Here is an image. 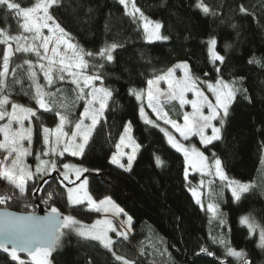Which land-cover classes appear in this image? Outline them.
<instances>
[{
	"label": "trees",
	"instance_id": "obj_1",
	"mask_svg": "<svg viewBox=\"0 0 264 264\" xmlns=\"http://www.w3.org/2000/svg\"><path fill=\"white\" fill-rule=\"evenodd\" d=\"M17 2L31 6L36 0ZM135 3L149 19L161 23V33L167 40L145 41L138 21H132L118 0H59V4L49 9L56 22L74 37L73 42L86 51L97 53L101 47L118 45L113 50L114 62L105 69V86L115 90L114 98L93 131L85 155L82 158L65 155L63 160L90 169L85 175L94 199L109 196L132 217V238L123 240L113 235L117 243L111 251L99 241L73 232L62 237L60 246L52 253V261L54 264H123L115 259V252L134 264H238L226 256V247L219 243L218 230L209 212L193 198L185 179L183 156L167 143L159 128L140 119L138 101L128 92L129 88L144 89L148 79L162 75L179 61H186L195 75L215 80L207 50V40L215 38L216 51L227 58L224 64L217 62L223 69V79L230 82L244 77L248 98L237 96L230 105L221 139L201 149L206 155L215 153L221 159L230 179L252 182L240 201L217 183L212 189L217 194L215 202L220 212L226 214L224 239L236 250L245 251L249 264H264V247L259 246V237L250 235L248 228L240 224L241 216H249L264 226V0H205L211 9L207 14L195 7L196 0H135ZM241 5L248 9L247 14L239 11ZM0 30L9 33L18 30L16 18L5 15L2 8ZM225 44L231 45L227 52ZM253 57L260 63L250 62ZM91 62L99 64L98 60ZM9 63L12 67L23 65L19 64L17 55ZM93 71L90 70L91 74ZM17 78L22 83L12 84L9 94L13 102L36 108L40 119L32 118L33 144L39 148L42 126H54L58 117L36 107L32 99L34 88L25 67L18 70ZM12 79L13 75H8L10 84ZM59 84L50 91L54 92ZM63 86L58 99L66 96L73 100V87ZM82 106V102L74 105L77 115ZM166 110L174 120L184 113L177 102L166 105ZM127 122H131L140 148L132 169L126 171L110 161ZM3 155L6 153L0 151V159ZM156 156L162 161L159 166ZM57 177V171L45 176L48 185L28 181L24 198L10 200L0 208L34 212L39 206L45 211L55 206L61 213H77L80 208L70 207L67 200L66 186L72 184L66 181L61 184L62 178ZM33 187H43L44 191L32 192ZM53 190L57 192L55 203L45 204L41 196ZM11 191L12 186L0 178V195ZM78 215L87 221L91 219L90 215ZM201 248L207 251L202 252ZM0 264L17 262L0 251Z\"/></svg>",
	"mask_w": 264,
	"mask_h": 264
},
{
	"label": "snow or ice",
	"instance_id": "obj_2",
	"mask_svg": "<svg viewBox=\"0 0 264 264\" xmlns=\"http://www.w3.org/2000/svg\"><path fill=\"white\" fill-rule=\"evenodd\" d=\"M119 3L124 6L126 14L132 18L134 23L139 16L146 40L168 39L167 36L160 34L161 23L150 20L137 7L135 0H119ZM57 4H59V0H36L32 6H22L17 0H0V8L5 10V15L14 16L23 32L29 34L11 35L0 30V44L7 45L3 50V63L0 66V121H6L0 123V136H2L0 151L6 153L3 155V159H0V178L13 188V191L0 195V205L7 204L10 200L24 198L27 195L28 181L36 183L42 181L43 185H48L49 180L44 177L57 171V178L62 177L61 184L66 181L68 184L74 185L73 187L66 186L69 205L76 206L87 202L89 209L104 213L111 212L114 216H119L124 213V210L111 197L105 196L97 201L89 193L90 182L85 174L90 169L82 164L64 163L63 171H59L55 159L41 158V155L62 157L65 153H70L71 157L82 158L90 137L105 116V109L109 106V101L114 98L115 92L114 89L105 86V69L108 64L114 62L113 50L118 45L112 43L107 47H101L98 53L85 51L78 43L73 42L74 37L65 31L50 14L49 9ZM195 7L206 14L211 11L205 0H196ZM239 11L244 14L248 13V9L243 5L240 6ZM44 29L48 30V35L43 33ZM13 43L15 44L14 48ZM216 44L215 38L209 39L208 52L215 73L214 83L209 82L208 79L201 80L199 75L193 73L187 62L175 66L183 70L184 75L180 79H176L174 69L169 68L163 75H156L147 80L148 107L156 114L157 119H162L165 125H171L184 141H188L192 136H198L200 143L205 146L221 139V130L229 116L230 105L237 96L244 95L245 99L248 98L247 89L243 87L244 77H238L230 82L223 79V69L217 66V62L224 64L227 58L226 55L216 51ZM61 47H63L62 51ZM230 48V44H225L224 51L227 52ZM41 49L43 54H41ZM14 53H34L46 86L52 88L57 85L58 81L68 79L72 85H75V98L69 100L68 97L61 96L58 99V94L63 92L59 87H56L54 92L47 91L46 86L38 82L37 72L34 71L36 65L30 59H25L23 65H16L10 69L9 62ZM97 57L102 61L101 63L91 62L95 61ZM253 61L260 63L256 57H253L250 62ZM25 65L27 66V77L35 90L32 99L35 100L39 109L43 110V113L54 112L59 121L54 128L42 126L44 151L42 154L39 152L36 154L35 171L26 163L25 158L32 155L33 127L31 120L33 117L39 120L40 116L37 115V110L32 107L13 102L9 94L12 84L22 83L17 78V72ZM89 70H94L91 75L88 74ZM10 71L13 75L11 84L7 80ZM204 75L207 76V73ZM161 80L167 81V91L160 89L159 82ZM96 82H99V86ZM203 85H206L207 91L215 98V102L209 100V97L205 95L202 90ZM128 92L137 101H142L143 89L129 88ZM187 93H192L194 98L188 99ZM81 101L84 102V110L80 112L79 119L74 122V127L69 133L65 129L73 125L71 115L74 105ZM174 101H178L181 108L190 105L193 110L191 113H184L183 125L169 118L168 113L164 111L163 106L172 104ZM9 105L11 110H9ZM205 108L207 113L204 111ZM139 114L146 124L155 123L147 117L143 106L139 108ZM86 120H90L91 123H85ZM25 121H29V126H25ZM213 121H218L219 126H216ZM156 126L160 127L158 124ZM206 129H211V135L206 134ZM160 131L167 137V143L173 149L183 153L185 163L190 165L193 170L211 177L214 169L215 176L219 177L221 181H227V187L231 190L232 197L236 201L241 200L242 194L249 192L250 184L228 178L221 159L215 153L212 154L213 161L209 164V158L205 156L204 152L199 151L195 146L191 148L185 146L167 128L160 127ZM131 133L132 124L129 122L124 125L120 143L116 146L117 153L113 154L110 161L126 171L132 169L136 153L140 148ZM25 141H27L28 147H25ZM124 146H130L132 152H124ZM124 156H127L126 165L120 161V158ZM155 161L157 166L162 163L159 156L155 157ZM96 171L98 172L99 169ZM70 176H75V180ZM185 179H187V169H185ZM207 183L211 184L212 181L209 180ZM201 184H204V181H201ZM31 191L43 192L44 189L43 187H33ZM190 191L194 197H197V203H200L197 189L193 187ZM56 196V191H48L46 196H41V200L45 204L50 202L54 204ZM208 210L219 220L220 225L227 224L226 214L219 212L218 204H209ZM50 213L51 215L38 218L33 213L17 215L13 212H0V235L4 237L0 240V249L11 257V261L17 262V264H29V260L34 264H51L49 258L52 252L60 246L62 237L73 232L80 237L99 241L104 248L111 251L117 241L109 233H115L117 237L128 240L132 230V217L127 216V213H124L127 220L121 222V228L124 224L128 225L127 230H118L113 220L107 216L88 225L83 224L71 214L61 213L55 206L50 208ZM240 224L246 225L250 232L259 229V246L264 247V226L249 216H241ZM213 242H216L215 238H213ZM219 243L226 247L227 256L236 258L238 264H249L245 251H238L231 247L223 237L220 238ZM201 251L206 252L207 249L201 248ZM21 253L26 254L29 260L22 259ZM113 255L117 261H122L123 264H134L133 260L116 255L115 252Z\"/></svg>",
	"mask_w": 264,
	"mask_h": 264
},
{
	"label": "rangeland",
	"instance_id": "obj_3",
	"mask_svg": "<svg viewBox=\"0 0 264 264\" xmlns=\"http://www.w3.org/2000/svg\"><path fill=\"white\" fill-rule=\"evenodd\" d=\"M118 1H119V0H118ZM31 6H32V5H31ZM123 7H124V6H123ZM124 9H125V8H124ZM150 20H152L153 22H158L157 20H153V19H150ZM137 21H138V24L140 25V27H141L142 30H143L142 22L139 20V16H137ZM159 23H160V22H159ZM8 33H9V32H8ZM43 33H44L45 35H48V30H47V29H44V30H43ZM143 33H144V30H143ZM9 34H11V35H21V34H23V35H29L28 33L23 32V30L19 27V25H18V30H17V32H15V33H9ZM160 34L162 35L161 30H160ZM162 36H163V35H162ZM144 40L147 41V42H154V41H148V40H146V38H145V33H144ZM158 41H160V40H158ZM208 41H209V39L207 40V50H208ZM3 46H4L3 44H0V66H2V63H3ZM14 47H15V44L13 43V48H14ZM50 47H51V46H50ZM62 50H63V47H61V51H62ZM1 51H2V53H1ZM85 51H86V50H85ZM97 53H98V52H97ZM208 53H209V52H208ZM41 54H43V50H42V49H41ZM16 55H17V57H18V59H19V64H23V61H24L25 59H30V60H32L33 64L36 65V67L34 68V71L37 72V80H38V82L41 83L42 85H45V86H46V82H45L44 79H43V73L40 72V70H39L38 63H37V57L35 56V54H34V53H23V54H21V53H14V57H15ZM16 59H17V58H16ZM88 59H89V58H88ZM96 60H98V63H101V62H102V61L99 59V57H97ZM41 62H44V61H41ZM182 62H186V61H179V62H176V63L171 67V68L174 69V76H175L176 79H180V78H182L183 75H184L182 69H179V68H176V67H175L177 64L182 63ZM10 65H11V64L9 63V67H10V69L13 68V67L10 66ZM15 65H16V64H15ZM24 67H25V69L27 70V66L25 65ZM166 72H167V71H166ZM166 72H165V73H166ZM10 74H12L11 71L9 72L8 75H10ZM88 74L91 75L90 70L88 71ZM163 74H164V73H163ZM163 74H162V75H163ZM204 79H205V78H201V80H204ZM208 80H209V82H212V83L215 82V80H210V79H208ZM224 80H225V79H224ZM225 81H228V80H225ZM59 83H60V84H59ZM96 83H97V86H99V82H96ZM58 84H59V85H58L57 87H59V88H63V87H64V86H63L64 84H70V85L73 87V89H75V85H72V84L69 82L68 79H66L65 81H58ZM159 87H160L161 90H163V91H167V90H168V83H167V81H166V80H161V81L159 82ZM46 90H47V91H50V88H48V87L46 86ZM137 90H141V89H137ZM202 90L205 92V95H207V96L209 97V100H211L212 102H215V98L212 96V94H211L210 92L207 91L206 85H203V86H202ZM51 91H52V90H51ZM143 91H144L143 99H142V101H138L139 108H140L141 106H143L144 109H145V113H146L147 117H148L149 119H152V120L155 122L154 124H152V126L157 127L156 125L158 124L160 127L167 128L168 131H169V132H170V133H171V134H172L177 140H179L181 143L185 144V146H187V147H189V148H191L192 146H195L199 151H202L201 148L204 147L205 145H203V144L200 143V140H199V137H198V136H192V137L189 138L188 141H184L183 138L180 136V134H179L178 132H176V130H175L171 125H165L162 119H159V120L157 119L156 114L152 111L151 108L148 107V101H147V86L143 89ZM34 92H35V90H34ZM74 93H75V95H76V91H74ZM186 97H187L188 99H190V100L194 98V96H193L192 93H187V94H186ZM81 102L83 103V106H82L81 110L78 111V115H77L76 107H74V110H73V112H72L71 119H72V121H73V125H72V126H69V127H67V128L65 129L66 131H69V133H70V131L72 130V127H74V122H75L76 120L79 119V114H80V112H82V111L84 110V102H83V101H81ZM174 102H177V103L179 104L178 101H174ZM17 103H20V102H17ZM21 104H23V105H25V106H27V107H32L34 110H36V108H35L34 106H32V105H29V104H26V103H21ZM166 105H170V104H165V105L163 106L165 112H167V110H166ZM97 106H98V105H97ZM179 106H180V105H179ZM36 107L39 108L38 105H36ZM181 109L184 111V113H191V112L193 111L190 105H185V106H184L183 108H181ZM9 110H11V109H10V105H9ZM204 111H205V113H207V109H206V108L204 109ZM167 113H168V112H167ZM184 113H183V115H184ZM168 116H169V118H171L169 114H168ZM139 117H140V114H139ZM140 119H141V117H140ZM141 120L144 121L143 119H141ZM176 121H177L178 123H180L181 125H183V123H184L183 116H182L180 119L176 120ZM4 122H6V121H0V123H4ZM58 122H59V121H57V123H58ZM57 123H56V124H57ZM85 123H91V121H90V120H86ZM127 123H129V122H127ZM213 123H214L216 126H219V122H218V121H213ZM56 124H55V125H56ZM55 125L52 126V127H49V128H54ZM25 126H26V127L29 126V121H25ZM31 126H32V120H31ZM44 127H46V126H44ZM160 127H157V128L160 129ZM123 129H124V128H123ZM122 133H123V130H122L121 134H122ZM121 134H120V136H121ZM206 134L211 135V129H206ZM131 135H132L133 139H135V137H134V135H133V130H132ZM120 136H119L118 141H117V143H116V145H115L114 154L117 153V147H116V146H117L118 143H120ZM42 138H43V133H42V129H41V141H40V144H39V148H37L38 145H34V144L32 143V146H31V149H32V155L29 156V157H26V158H25L26 163L29 164L30 168H31L33 171H35V165H36V163H37V161H36V159H35L36 154H37L38 152L42 154L43 151H44V145H43V139H42ZM165 138H166V141H167V137H165ZM0 139H2V136H0ZM135 140H136V139H135ZM136 142H137V140H136ZM137 144H138V142H137ZM25 147H28V143H27V141H25ZM175 150H176V149H175ZM123 151L126 152V153H131V152H132V148H131L130 146H124V147H123ZM176 151H177V150H176ZM137 152H138V151H137ZM202 152H203V151H202ZM179 153L183 156V153H182V152H179ZM136 154H137V153H136ZM204 154H205V153H204ZM65 155H70V153H65ZM65 155L62 156V157L59 156V155H56V156L49 155V156H47V157L41 155V158H42V159H49V160L55 159L56 162H57V167H58L59 171H63V164H64V163L77 164V163L72 162V161H66V160H63L64 157H65ZM112 156H113V155H112ZM205 156L209 158V159H208V163L211 164L212 161H213V156H212V155L208 156V155H206V154H205ZM1 159H3V157H2ZM183 159H184V156H183ZM120 161H121V163H124V164L126 165V164H127V156L121 157V158H120ZM184 162H185V160H184ZM117 166H118V165H117ZM185 169H187V181H188V187H189V190H190L191 188H193V187H195V188L197 189V192H198V198H199V200H200V203H198V204H199L202 208H204L205 210H207V211L209 212V214H210V216H211V220H212V222L214 223L215 230H218V236H219V238H221V237L225 238L226 230L223 229V225H220L219 220L216 219V218L214 217L213 213L210 212V211L208 210V205H209V204H217V203L215 202V199H216V195H217V194L214 193V190L212 189L213 184H216V183H217V184H219L221 187H225V188L228 190V192L231 193V190L227 187V181H221V180L219 179V177L215 176L214 169H213V175H212L211 177H209V176H207V175H202L199 171L193 170V168H192L190 165H187L186 163H185ZM124 170H125V169H124ZM53 172H54V171H53ZM50 174H51V173H50ZM61 178H62V177H61ZM70 178L73 179V180H75V176H70ZM228 178H229V177H228ZM229 179H230V178H229ZM209 180L212 181L211 184H208V183H207ZM234 180H235V179H234ZM201 181H204V184H201ZM242 183H248V184L251 185L252 182H242ZM73 186H74V185L69 186V187H73ZM26 187H27V186H26ZM88 190H89V189H88ZM66 191H67V187H66ZM190 192H191V191H190ZM89 193H90V192H89ZM191 194H192V192H191ZM231 195H232V194H231ZM192 196H193V195H192ZM193 198H194L195 201L197 202V197H194V196H193ZM93 199H94V198H93ZM95 200H97V199H95ZM97 201H99V200H97ZM70 207H79L80 209H79V211H77V213H72V212H69V211H65V212H63V214H65V215L71 214V215H73L74 217H76V219L80 220L83 224L91 225V224H93L96 220L103 219V218H105V216H107V218L113 220V223L117 226L118 230H127V228H128V225H127V224H124V225H123V228H121V222H122V221H126V220H127V216H129L128 214H127V216L124 215V213H126L125 211H124V213H121L119 216H114L111 212H109V213H104L103 211H96L95 209H89V207H88V205H87V202H85V203L82 204V205H76V206H71V205H70ZM119 207H120V206H119ZM120 208H121V207H120ZM47 211L50 212V210H47ZM219 212H220V210H219ZM78 214L90 215V216H91V217H90L91 219H90L89 221L84 220V218H82V217H81L80 215H78ZM245 226H246V225H245ZM221 227H222V229H221ZM246 227H247V226H246ZM249 232H250V231H249ZM109 235L113 237V235H116V234L110 232ZM250 235H256L257 237H259V229H257V230L254 231V232H250ZM129 237L132 238V236H131V232H130V234H129ZM113 238H114V237H113ZM259 243H260V241H259ZM238 251H239V250H238ZM52 253H53V252H52ZM164 253H165V255H168V253H169L168 249L165 248V247H164ZM225 254H226V250H225ZM226 256H227V254H226ZM229 257H230V256H229ZM21 258H22V259L29 260L28 257H24V256H22ZM232 258L236 260V258H234V257H232ZM49 259H50V261H51V264H54L53 261H52V254H51V256H50ZM29 262H31V261L29 260ZM32 263H34V262H32Z\"/></svg>",
	"mask_w": 264,
	"mask_h": 264
},
{
	"label": "water",
	"instance_id": "obj_4",
	"mask_svg": "<svg viewBox=\"0 0 264 264\" xmlns=\"http://www.w3.org/2000/svg\"><path fill=\"white\" fill-rule=\"evenodd\" d=\"M7 47V45H4L3 46V50L4 48ZM14 55L11 57L13 58ZM10 58V59H11ZM4 211H7V212H13V213H16L17 215H28L30 213H33L36 217L38 218H41V217H45V216H48V215H51V213L49 211H45L42 207H38V209L34 212H20V211H15V210H12V209H9V208H0V212H4ZM4 239V237L2 235H0V240ZM0 251H3L2 249H0ZM20 256H24V257H27L26 254H23L21 253Z\"/></svg>",
	"mask_w": 264,
	"mask_h": 264
}]
</instances>
